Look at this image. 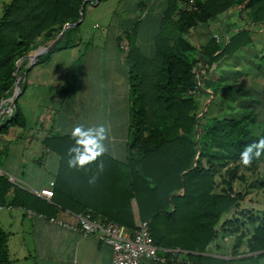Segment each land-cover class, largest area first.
Instances as JSON below:
<instances>
[{"label": "trees", "instance_id": "16d2710c", "mask_svg": "<svg viewBox=\"0 0 264 264\" xmlns=\"http://www.w3.org/2000/svg\"><path fill=\"white\" fill-rule=\"evenodd\" d=\"M179 1L190 2V7L177 10ZM83 2L4 3L0 18V105L15 85L19 61L39 47L49 46L65 25L78 22ZM234 6L248 20L224 45L211 37L198 50L185 38L195 27L207 26ZM255 30H264V0H167L152 56L147 57L136 47L135 28L126 32L131 98V139L126 161L114 160L104 153L83 168L69 167L68 150L74 145V138L48 137L44 140L46 148L60 157L51 199L55 205L0 174V206L31 209L48 218H55L58 211L80 213L91 209L95 218L134 232L138 229L131 209L135 199L138 219L149 222L157 245L188 251L194 264H216L213 258L202 254L215 241L216 227L223 216L240 201L241 196L234 194L235 182L246 181V172L257 173L264 160L261 155L250 165L240 163L244 148L264 136V121L255 110L260 100L248 90H236L234 112L214 116H209L210 108L203 112L196 95L211 90L218 96L221 86L207 78L212 67L242 50L257 47ZM72 31L68 29L58 45L42 55L37 64L58 50L73 47L69 39ZM31 68L27 66L24 71ZM260 68L261 65L258 72ZM24 89L25 84L23 93ZM16 102L15 109L0 123V137L8 136L6 145L0 148V164L9 155L12 131L26 128L25 116ZM216 187H222L221 191L217 192ZM8 238L0 223V264H11ZM241 241L242 236L237 238L238 244ZM248 242L252 252L264 250V224L255 229Z\"/></svg>", "mask_w": 264, "mask_h": 264}, {"label": "crops", "instance_id": "0c3cea01", "mask_svg": "<svg viewBox=\"0 0 264 264\" xmlns=\"http://www.w3.org/2000/svg\"><path fill=\"white\" fill-rule=\"evenodd\" d=\"M83 3V21L69 38L73 47L54 52L27 73L21 96L26 128L10 136L8 159L0 165V174L12 177L14 184L51 203V199L36 194L51 181L55 182L59 172L60 157L46 148V138L72 137L71 130L77 125L103 124L106 127L105 153L114 160L126 161L131 139V98L128 53L121 49V43L125 40L129 52L126 32L135 28L136 47L148 57L153 55L154 37L167 0H84ZM189 4L179 1L177 10L190 7ZM240 15V8L234 6L210 20L203 29L209 32L211 25L217 27L215 22L229 18L248 20L245 13ZM95 20H100L104 28L98 30L102 26L94 23ZM141 26L144 27L140 32ZM198 28L185 35L192 44L189 36ZM198 35L205 33L200 31ZM146 47H151V54ZM13 207L0 210V213L6 212L0 214V223L9 235L11 264H113L112 249L95 236H83L47 216L31 217L25 208ZM131 209L139 225L135 199ZM81 213L63 210L54 217L73 225L77 224ZM244 244L236 240L232 254L223 256L213 251V242L202 255L213 258L216 264H264V250L244 252ZM142 264L148 262L144 260Z\"/></svg>", "mask_w": 264, "mask_h": 264}, {"label": "rangeland", "instance_id": "374dc122", "mask_svg": "<svg viewBox=\"0 0 264 264\" xmlns=\"http://www.w3.org/2000/svg\"><path fill=\"white\" fill-rule=\"evenodd\" d=\"M9 1L10 0H0V18L3 14L4 3ZM88 5L90 6V4ZM88 9L89 7H87V15L89 11ZM99 11L100 9L95 10V14ZM93 22H98L99 25L102 26L101 28H98V30L104 28V24L100 22V20H95ZM87 23L88 21L85 22L84 26H86ZM215 25H217V27L211 25L212 28L209 30V32H206V30L203 29L206 28V26L199 25V28L196 29L197 32L189 36V39L195 46H197L199 50L203 48V46L208 43L209 39L214 37V35H218L220 38L219 41L222 45H224L227 39L234 33V31H236L238 28L246 26V22L242 21L241 19L232 20L229 18L221 22H215ZM78 26L80 27V25ZM78 26L74 27L73 30L79 28ZM144 26H146V23ZM143 27L141 26L140 32L143 30ZM231 30L233 32H231ZM200 31L203 32V34L205 33V35H198ZM253 35L257 47L251 46L250 49L242 50L231 58L215 63L212 67L207 78L221 86L218 96H214L211 90H207V93L205 94L201 93L196 95L197 101L201 104V106H203V112L210 108L209 116L219 115L221 113L233 110L234 105L236 104L235 101L237 102L238 97V94L236 95L235 93L237 92L236 90L245 89L260 100V104L258 103L259 105H256L255 110L259 113L260 119L264 121V30H255ZM44 47L45 46H41L38 49H43ZM145 49L148 54H151V47H146ZM36 51H33L31 54L35 53ZM23 59H21L19 62H21ZM24 63L25 60L22 61L19 69L23 67ZM26 63L27 65L24 67V69H26L27 66H30L29 61ZM259 65H261L260 72L257 70ZM24 69L19 73L17 72V78L20 80V92L22 94L28 73L25 72ZM14 92L15 85L11 89V93L9 94L10 96L2 100L0 108L2 107L4 112L0 117V123L2 118L8 116L15 109V107L12 106V102L10 101L14 95ZM214 100L216 102L214 105H212ZM16 103H18L21 107V94ZM206 106L207 109H205ZM20 131L21 130H18V132H16L15 129L12 131V134L15 132L19 133ZM7 138L8 136L0 137V148L6 145ZM30 152L31 151L27 153ZM53 156L55 158L57 157L56 155ZM7 159L8 158L3 159L2 162ZM245 174L246 181H236L234 186V194H239L241 196L238 205L227 212L223 216L222 222L216 227L217 237L213 246V251L216 254L223 256L228 254L231 255L233 251L232 247L235 244L237 238L240 236H242V242L244 241L245 243L244 252L250 251V246L248 245L249 238L252 237L255 229L258 226L264 224V160L259 164L257 173L252 174L251 172H246ZM221 188L222 187H216V191L220 192ZM5 213L6 212H1L0 214ZM227 221L228 223L226 226H221L223 222Z\"/></svg>", "mask_w": 264, "mask_h": 264}, {"label": "built area", "instance_id": "2783aa9c", "mask_svg": "<svg viewBox=\"0 0 264 264\" xmlns=\"http://www.w3.org/2000/svg\"><path fill=\"white\" fill-rule=\"evenodd\" d=\"M214 37L219 41L218 35ZM121 49L127 53L125 40L121 43ZM14 182L13 178H9ZM55 182L51 181L48 186L40 189L38 196L52 199L54 196ZM13 209L11 205L0 206L2 209ZM22 208V207H21ZM29 216L44 217L31 209H26ZM51 221L60 223L68 228L78 231L83 236L93 235L101 243L109 246L113 252V264H142L144 260L148 264H194L188 257L189 252L180 248H168L155 243L150 232L149 222L140 221L138 229L129 231L124 226L114 222L95 218L91 209H86L78 215L77 224H66L56 218H49Z\"/></svg>", "mask_w": 264, "mask_h": 264}, {"label": "clouds", "instance_id": "9594fccd", "mask_svg": "<svg viewBox=\"0 0 264 264\" xmlns=\"http://www.w3.org/2000/svg\"><path fill=\"white\" fill-rule=\"evenodd\" d=\"M71 135L75 143L68 150L69 167L83 168L85 165L96 161L106 151L104 144L106 127L103 124L91 127L77 125L71 130ZM261 155H264V136L244 148L240 153V163L244 166L250 165L254 159L261 157ZM99 167L102 169L103 165L100 164Z\"/></svg>", "mask_w": 264, "mask_h": 264}, {"label": "water", "instance_id": "95a60500", "mask_svg": "<svg viewBox=\"0 0 264 264\" xmlns=\"http://www.w3.org/2000/svg\"><path fill=\"white\" fill-rule=\"evenodd\" d=\"M84 6H85V3L82 4L81 10H80L81 17H80L78 22L65 25L63 30L61 31V33L57 36V38L49 46L44 47L43 49H37V51L35 53H33L29 56H26L22 61H24V60L29 61V63H30L29 67H32L34 64L37 63V61L39 60V58L42 55H44V54L50 52L52 49H54L58 45V43L61 41V39L64 37V35L68 29L77 27L78 25H80L82 23L83 16H84ZM22 61L18 63L16 71L14 73V76L16 78L15 92H14L13 97L10 99L13 107L15 106V102L17 101V99L19 98V96L21 94V92H20V80H19V78H17V72H18L20 65L22 64ZM205 109H207V106L205 107ZM3 112H4V109L1 107L0 108V116L3 114Z\"/></svg>", "mask_w": 264, "mask_h": 264}]
</instances>
